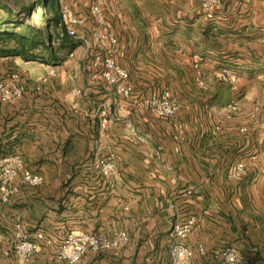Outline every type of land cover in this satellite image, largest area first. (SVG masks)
<instances>
[{"label":"crops","instance_id":"obj_1","mask_svg":"<svg viewBox=\"0 0 264 264\" xmlns=\"http://www.w3.org/2000/svg\"><path fill=\"white\" fill-rule=\"evenodd\" d=\"M90 1L66 3L83 19L80 38L59 31L53 44L70 45L46 61L0 55V80L18 73L24 86L0 108V156L18 153L43 177L0 197V264H70L52 257L69 232L120 230L126 246L89 250L76 264H169L170 233L189 219L193 264H222L226 246L264 264V0L191 2L172 18L158 16L156 0L149 10L104 0L101 19ZM103 30L116 42L100 46ZM98 54L127 71L129 97L92 65ZM163 89L178 103L173 119L148 106ZM100 158L114 160L113 173ZM239 162L245 171L233 176ZM19 234L39 245L28 260L15 252Z\"/></svg>","mask_w":264,"mask_h":264},{"label":"built area","instance_id":"obj_2","mask_svg":"<svg viewBox=\"0 0 264 264\" xmlns=\"http://www.w3.org/2000/svg\"><path fill=\"white\" fill-rule=\"evenodd\" d=\"M104 0H91L89 5L90 14L97 19H101L102 3ZM221 3V0H202L204 8L209 9L214 5ZM83 19L77 18L72 12L71 7L66 4L60 6V23L65 32L76 39L80 37L75 30V24L82 22ZM96 41L100 46H105L107 41L115 43L116 38L107 30H103L95 35ZM92 65L97 68L103 79L116 87L119 94L129 97L133 91L132 84L128 81L127 71L119 65L112 57L98 54L94 56ZM197 74L202 76L200 64L195 62ZM223 73L222 77L230 80L232 89L236 90L238 76L236 74ZM200 84L204 86L202 78ZM24 86L19 80L18 73H11L8 77L0 80V108L4 103L13 102L23 95ZM149 108L156 114L173 119L178 111V103L168 89L153 93L148 99ZM236 109V104L232 105ZM106 121V120H105ZM97 166L101 167L105 174L113 173L115 162L112 158H100L97 160ZM245 171L243 162L237 163L233 167V176H239ZM43 177L29 168L24 159L18 153H8L0 156V197L4 200L18 193L22 184L29 186H38L42 184ZM194 224L193 219H189L180 224H176L170 235L175 240L169 248V264H193L195 249L186 242V239L192 232ZM130 235L127 231L120 230L112 236L103 233H76L69 232L60 246L54 251L52 257L66 260L70 264L78 263L83 255L91 250L95 252L105 251L124 247L129 243ZM1 243V235H0ZM39 249V245L25 234H19V240L15 245V252L22 260L30 259ZM197 250L204 252L203 244H198ZM222 264H246L240 261L238 253L233 246H226L222 250Z\"/></svg>","mask_w":264,"mask_h":264},{"label":"trees","instance_id":"obj_3","mask_svg":"<svg viewBox=\"0 0 264 264\" xmlns=\"http://www.w3.org/2000/svg\"><path fill=\"white\" fill-rule=\"evenodd\" d=\"M37 2L46 13H53L52 17L46 19L44 27H34L31 23L23 20L21 11L16 12L2 3L7 8L8 15L0 18V55L20 56L25 60L44 61L47 60L48 55L56 54L57 50L67 48L70 45V41L66 37H63L57 46L53 44L59 31L65 32V29L59 25L60 9L59 12L57 11L60 5L59 0H37ZM29 10L30 8H24L22 12L28 13ZM51 21L56 23V32H53ZM19 27L24 31H34V35L16 31Z\"/></svg>","mask_w":264,"mask_h":264},{"label":"rangeland","instance_id":"obj_4","mask_svg":"<svg viewBox=\"0 0 264 264\" xmlns=\"http://www.w3.org/2000/svg\"><path fill=\"white\" fill-rule=\"evenodd\" d=\"M73 0H59L60 5L57 8L59 12L61 4L70 3ZM139 3L142 5L147 6V10H149L148 5L151 4L153 6L154 0H138ZM143 1V3L141 2ZM202 4V0H156V4L159 11V17L170 16L172 18L176 16L173 14L174 12L184 11L183 9L186 8L189 3H196L198 2ZM240 1V0H238ZM222 2V0H221ZM4 3L8 8L13 9L14 11L18 12L21 11L22 18L24 21L31 23L34 27H44L45 21L47 18L52 17L53 13H46L38 4L37 0H0V18L3 16L8 15V10L3 6ZM24 8H30L28 13L22 12ZM145 9V8H144ZM146 10V11H147ZM171 12V14H170ZM149 12L147 11V14ZM52 22L53 32H56L55 22ZM16 31L18 32H25V33H32L34 35V31L30 32L29 30L24 31L21 27L17 28ZM14 44V42H12ZM46 61V60H45ZM46 63V62H45Z\"/></svg>","mask_w":264,"mask_h":264}]
</instances>
